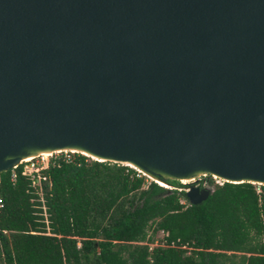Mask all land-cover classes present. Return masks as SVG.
<instances>
[{"label":"water","instance_id":"obj_1","mask_svg":"<svg viewBox=\"0 0 264 264\" xmlns=\"http://www.w3.org/2000/svg\"><path fill=\"white\" fill-rule=\"evenodd\" d=\"M28 146L264 185V0H0V172Z\"/></svg>","mask_w":264,"mask_h":264},{"label":"trees","instance_id":"obj_2","mask_svg":"<svg viewBox=\"0 0 264 264\" xmlns=\"http://www.w3.org/2000/svg\"><path fill=\"white\" fill-rule=\"evenodd\" d=\"M23 165L0 172V264H264L262 184L222 181L193 205L177 180L67 151L40 170V196Z\"/></svg>","mask_w":264,"mask_h":264},{"label":"bare ground","instance_id":"obj_3","mask_svg":"<svg viewBox=\"0 0 264 264\" xmlns=\"http://www.w3.org/2000/svg\"><path fill=\"white\" fill-rule=\"evenodd\" d=\"M62 151H72V152H79L83 155H86L88 157H91L93 159H98V160H102L103 157H100L98 155H95L94 153L84 149V148H70V149H65V150H59V149H51V148H41V147H23L22 149H20L18 152L15 153H11L8 156H6L4 158L3 161L5 160H9V159H18V163L23 162V161H29L33 158L39 157V156H44V157H48L50 155H53L54 153H59ZM136 169H139V171L146 177H149L152 180H155L157 182H159L161 185L165 186L166 183H164V181H162L161 179H159L158 177H156L154 174L150 173L148 170H152L155 173H161L162 175L165 176V174L152 167L149 165H146V169H142L140 167H136ZM204 175L203 171H195L193 173H189L183 176H180L179 179L182 182H192L194 180H196L197 178H199L200 176ZM214 177H217L216 175L213 174ZM236 182V181H234Z\"/></svg>","mask_w":264,"mask_h":264},{"label":"rangeland","instance_id":"obj_4","mask_svg":"<svg viewBox=\"0 0 264 264\" xmlns=\"http://www.w3.org/2000/svg\"><path fill=\"white\" fill-rule=\"evenodd\" d=\"M65 153V152H64ZM49 156L48 157H44V156H39L35 159H33V163L35 164V167L37 166L38 169L41 167H44L47 163V160H48ZM29 164H26L27 166H24V170H27L28 172V169H30V162H28ZM148 180H152L150 179L149 177H147ZM200 179L197 181L199 184H201L202 186L204 187H207L210 191L213 189L214 185L215 184H221L222 183V180L221 179H218V178H214L210 175H206V176H200L199 177ZM165 183V182H164ZM180 185H177V188L179 190H185L187 187H183V186H188L191 182H182V181H179ZM36 185H38V179L36 178ZM259 185V184H258ZM167 188L171 189V188H174L175 186H173L171 183L167 182L166 181V186ZM257 189H259V186L257 187ZM37 193L38 195L41 196L42 192H41V188L39 187L38 185V190H37ZM183 201V203H186V201L184 199H181ZM164 236V233L162 231H157L155 233H152V229L149 228L148 231H147V238H152V242L149 243V246L150 247H154L155 245H163L162 243V237ZM141 243H144V242H141Z\"/></svg>","mask_w":264,"mask_h":264},{"label":"built area","instance_id":"obj_5","mask_svg":"<svg viewBox=\"0 0 264 264\" xmlns=\"http://www.w3.org/2000/svg\"><path fill=\"white\" fill-rule=\"evenodd\" d=\"M62 152H67V151H62ZM60 153V152H59ZM54 154H58V153H54ZM53 154V155H54ZM50 156H52V155H50ZM49 156V157H50ZM41 157V156H40ZM37 158V157H36ZM33 159H35V158H33ZM33 159H31V160H29V161H23V162H20V163H24V165H23V167L24 166H27L26 164H29L28 162H30V169H28V172H27V170H24V168H23V170H22V174H24V175H26V176H28L29 178H30V180H31V183H32V185L33 186H36V178L38 179V185H39V187L41 188V180L42 179H45V176H43L41 173H40V170L42 169V168H44V167H46V165H47V163H46V165L44 166V167H41V169L39 168L38 169V167L36 166L35 167V164L33 163ZM47 162H48V160H47ZM138 171V170H137ZM138 172H140V171H138ZM141 173V172H140ZM142 174V173H141ZM37 185V186H38ZM260 191V189H257V192H259ZM41 200L43 201V199L41 198ZM181 202L183 203V201L181 200ZM0 205H1V197H0ZM42 209H43V211H44V215H46L45 214V206L44 205H42Z\"/></svg>","mask_w":264,"mask_h":264},{"label":"flooded vegetation","instance_id":"obj_6","mask_svg":"<svg viewBox=\"0 0 264 264\" xmlns=\"http://www.w3.org/2000/svg\"><path fill=\"white\" fill-rule=\"evenodd\" d=\"M200 178H197L196 180L192 181L190 184L191 185H195V186H198V187H204L202 186L201 184H199L197 181L199 180ZM189 186V185H188ZM183 187H187V186H183Z\"/></svg>","mask_w":264,"mask_h":264}]
</instances>
